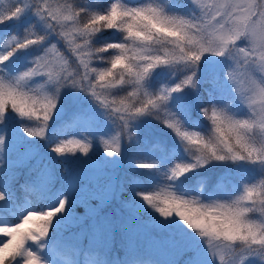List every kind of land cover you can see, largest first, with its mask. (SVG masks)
Masks as SVG:
<instances>
[{"label": "snow or ice", "instance_id": "snow-or-ice-1", "mask_svg": "<svg viewBox=\"0 0 264 264\" xmlns=\"http://www.w3.org/2000/svg\"><path fill=\"white\" fill-rule=\"evenodd\" d=\"M188 3V15L167 11L157 0L107 8L12 0L0 9V25H24L22 35L13 31L0 44V202L8 206L14 199L11 191L24 168L28 175L20 187L55 199V206L26 210L14 227L0 226L7 237L6 242L0 239V264H44L42 252L50 254L49 264H124L112 252L117 234L123 248L131 249L147 232L155 234L154 245L171 251L170 264H264V0ZM107 31L113 38L97 45V35ZM62 41L70 56L59 50ZM26 49L35 51L31 66L9 75L8 62ZM157 69L170 74L158 85L153 78ZM65 88L83 93L95 105L75 109L67 124L82 125L85 132L103 127L101 121L119 128L114 138L104 140L108 157L121 155L125 137H136L134 122L151 117L174 133L188 156L161 173L167 181L213 163H243L254 171L238 168L235 175L214 182L234 178L236 191L244 184L242 195L230 199L232 189L213 185L205 198L218 199L202 204L174 191L161 196L134 189L132 207L121 217H109L91 204L96 198L91 190L83 193V178L68 170L53 192L57 180L47 162L30 163L31 157L10 151L8 122L15 113L18 121L27 122L19 125L25 136L45 139ZM114 89L126 95L117 98ZM193 105L210 122L207 135L185 126ZM85 132L81 137H90ZM104 136L97 133L96 138ZM152 147L163 151L160 144ZM91 148V139L74 138L53 143L50 151L58 157L87 156ZM149 159L138 150L130 164L159 171L156 163L145 162ZM257 176L260 182L252 183ZM208 179L199 183L206 185ZM116 196L112 190L105 199ZM77 206L84 207L83 215ZM145 206L156 214L150 223L137 219Z\"/></svg>", "mask_w": 264, "mask_h": 264}, {"label": "trees", "instance_id": "trees-1", "mask_svg": "<svg viewBox=\"0 0 264 264\" xmlns=\"http://www.w3.org/2000/svg\"><path fill=\"white\" fill-rule=\"evenodd\" d=\"M60 4H84V5H97L101 8L110 7L111 3H125L129 6H136L147 2V0H57ZM12 0H0V9L7 8ZM158 3L165 6L167 11L188 15L190 4L188 0H157ZM9 23L7 28L0 25V44L3 43L4 38L16 31L18 35H22L23 24L15 26V24ZM113 32L107 31L97 35L96 44L100 45L105 42V39L113 38ZM120 34L116 33L115 38L119 39ZM18 52L9 63L8 74H15V72L23 70L27 66H31L32 56L35 54L34 50L28 49L26 52V56L22 55V52ZM61 52L65 54L62 50ZM66 55V54H65ZM67 56V55H66ZM93 66H98L94 63ZM0 68H3V65H0ZM3 74V73H0ZM170 74L166 69L161 70L157 69L154 73V80L156 81V85L162 83L164 80L168 78ZM31 86V85H30ZM131 89H129L130 91ZM115 92L117 98L123 97L126 95L124 91H116ZM203 95V93H202ZM112 97L109 96V99ZM64 100V101H63ZM63 100H59V105L63 106L67 111L66 114H63L61 117H56L54 120L48 122V128L46 133V138L41 140L39 138H29L24 135L23 131L20 129V123H27L24 121H18L15 113H12L9 117L8 128H9V137L12 140V146L10 151H15V153L20 156L22 159L32 158L30 163L35 162V155L40 156L39 160L41 162H47L50 166V171L52 175L56 178L57 184L53 186L52 191H55L56 187H60L59 181H61L65 176V170L82 177L81 184H85L86 187L83 189V193L91 190L93 194H95L96 198L91 200V204L95 207L99 205V210L102 211L109 217H121L115 213V208H119L121 205H130L131 201L135 195L134 189L136 190H150L153 193H159L161 196L169 194L171 191L176 192L178 195H184L185 199H197L202 204H209L214 199H218L217 197H212L210 199H206L205 195L208 191H211L212 185L218 176L222 175H235L238 168L246 169L249 172L254 171L249 165H245L241 163L240 165H233L231 162L228 164L221 163H213L210 166H205L203 169H196L192 172L186 174L179 178L178 181L171 182L167 181L161 173H164L167 168L173 167L176 163H180L181 161L188 160L187 153L184 151L183 147L180 146L179 141L174 136V133L171 130L165 129L163 125L159 124V122L153 120L151 117H143L138 121L134 122V126L136 127V137L129 141L130 138L125 137V142L127 144H123L125 150V163L117 168L109 167L108 156L103 154L100 151H96L93 148L90 149V152L87 156H82L79 153L72 155L68 153L66 156L58 157L55 153L50 151V146L55 142H60L62 140H67L69 137L74 136L73 134L76 132L80 135L81 132H85V128L82 125L71 126L67 124L69 121V116L71 113L77 108H83L86 101L80 102L77 105L72 106L68 104V101L63 98ZM68 104V105H67ZM71 107H70V106ZM233 109L238 111V114H243V109L239 105H233ZM190 118L186 121L185 126L189 128L190 131L200 132L201 135H207L208 122L199 112V108L193 105L192 110L189 114ZM246 118V117H241ZM103 127L108 129H112V133H117L119 128L116 124L112 126L110 124H103ZM3 129L0 128V132ZM85 134L90 137H83V139H91L93 141L98 140L104 143L102 138H95L91 132H85ZM81 136V135H80ZM22 138L21 141L15 140V138ZM139 140V145L136 143V139ZM153 144H160L163 147V151L159 149H154L152 147ZM73 147V146H70ZM102 148V147H101ZM35 150V152L33 151ZM139 150V154L145 157L150 158L146 160L147 163H156L159 166V171L153 170H139L134 167V165L130 164V158L137 154ZM32 151V155L30 157L26 156L27 153ZM164 158V159H163ZM163 159V161H162ZM87 160L85 164L88 162H92L89 167L88 165H83L84 169L80 166L81 162ZM3 165H0L2 168ZM28 175V169L24 168L18 173V179L14 185L13 190L11 191V196L14 198L11 200L8 206H5L3 202H0V216L6 219L7 224L15 226L20 220V217L23 214V211L32 204H37V208H44L51 204L55 206V199L49 193L45 194L41 191H36L33 193H27L20 186L24 184L25 177ZM112 175H115V186L116 189L119 190L118 195L115 199H105L107 196L106 188L109 182H112ZM202 177L209 178L206 185H201L199 183ZM262 177L257 176L252 183H259ZM236 179L230 178L228 181L221 182L217 186L227 185L229 188L231 187L233 191H231L230 199H235L236 197L242 195L244 184H240V190L236 191ZM171 185V187L169 186ZM215 186V185H214ZM0 190H3L0 187ZM226 190V189H225ZM80 193V194H83ZM191 193H199V195H192ZM75 194V193H74ZM138 199V198H137ZM220 202H223L222 200ZM142 203V201H141ZM75 211L78 214L83 215L85 209L83 206H77ZM140 215L138 218L143 220L146 223L151 222V217L156 216L155 213L148 209L146 206L138 209ZM55 231V228H53ZM51 235V232H50ZM155 236V234H153ZM156 237V236H155ZM0 239H3L4 242L7 241L6 237H3L0 234ZM119 242L118 245L115 241ZM139 246V251L141 253V258L145 257V240L141 239ZM30 243V242H28ZM114 249L118 251L120 254L123 253V246L120 242V236L117 234L113 243ZM113 249V250H114ZM112 250V251H113ZM39 255L46 256V263H49V255L45 253H39ZM41 256V257H42ZM128 259V258H127ZM123 259L124 264H131L129 261ZM44 263V264H46ZM164 264L167 263L165 260ZM15 264V262H14Z\"/></svg>", "mask_w": 264, "mask_h": 264}, {"label": "rangeland", "instance_id": "rangeland-1", "mask_svg": "<svg viewBox=\"0 0 264 264\" xmlns=\"http://www.w3.org/2000/svg\"><path fill=\"white\" fill-rule=\"evenodd\" d=\"M63 44V46L65 47V51H68V53L71 55L69 49H68V46L66 44V42H61ZM38 79V78H37ZM63 90V94H64V97L66 99H68V102H70V104L74 101H77L80 102V101H85L87 100L86 104L84 105V107H90L92 109H95V105L92 104V102L87 98V96H85L83 93H78V91H74V89H70V88H65V89H61V92ZM71 91V92H70ZM70 92V93H68ZM75 105V103H74ZM65 113V108L63 106H60L58 104V108H57V111L54 113L53 117L51 120H54L56 117H61L63 114ZM50 120V121H51ZM97 133H99L100 135L104 134V132L100 131V130H95V132L93 133L94 134V137L96 138L97 136ZM79 136V135H78ZM83 139V137L79 136V137H70L69 139ZM97 138H101V137H97ZM92 142V141H91ZM71 146H75V145H71ZM92 147L94 150L96 149V151H100L103 156L105 155L104 153V148L106 146H103L102 148L99 147V144H94L92 142ZM28 154H31V153H28ZM40 156H36V159H38ZM164 159V158H163ZM162 159V161H163ZM87 160H84L81 162L80 166L84 169V166L83 165H89L92 163L88 162L87 164L86 163ZM108 163H109V167L111 166L112 168H117V167H120L121 165H123V163H125V150H124V147L122 145V152H121V155L119 157H116V156H113V157H109L108 158ZM91 166V165H90ZM112 182H109L107 188H106V193L112 191V190H116V186L114 185L115 184V175H112ZM228 189H232L231 187L227 188ZM233 191V189H232ZM117 193H118V190H117ZM107 195V194H106ZM132 206L130 205H123L122 208H117L116 210L118 211V213L121 214V212H124V209L126 208H131ZM138 220H140L138 217H137ZM173 219H176L175 217H173ZM180 222L178 221L177 219V225H179ZM149 235V232L145 233V239L147 240V246L148 247V250H149V254L154 257L155 259L158 260L159 263H155V262H150V264H161V260H166L167 256H172V253L169 249H167L166 247H163L159 244H153V241L155 239H153L152 237L148 236ZM134 249H135V244H133L132 248L131 249H128L126 252H129V253H133L134 252ZM135 253V252H134ZM162 257V258H161Z\"/></svg>", "mask_w": 264, "mask_h": 264}]
</instances>
